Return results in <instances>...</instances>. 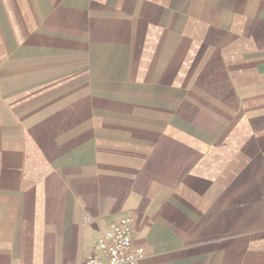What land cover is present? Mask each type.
<instances>
[{"label":"crops","instance_id":"crops-1","mask_svg":"<svg viewBox=\"0 0 264 264\" xmlns=\"http://www.w3.org/2000/svg\"><path fill=\"white\" fill-rule=\"evenodd\" d=\"M264 264V0H0V264Z\"/></svg>","mask_w":264,"mask_h":264},{"label":"built area","instance_id":"built-area-1","mask_svg":"<svg viewBox=\"0 0 264 264\" xmlns=\"http://www.w3.org/2000/svg\"><path fill=\"white\" fill-rule=\"evenodd\" d=\"M144 256L145 248L134 242L133 218L124 216L109 223L85 264H139Z\"/></svg>","mask_w":264,"mask_h":264}]
</instances>
